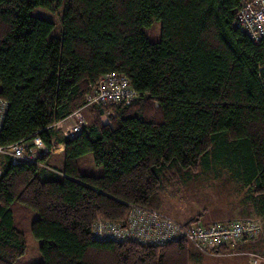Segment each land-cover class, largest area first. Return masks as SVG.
I'll return each mask as SVG.
<instances>
[{"label": "trees", "instance_id": "obj_1", "mask_svg": "<svg viewBox=\"0 0 264 264\" xmlns=\"http://www.w3.org/2000/svg\"><path fill=\"white\" fill-rule=\"evenodd\" d=\"M248 1L0 0V146L35 134L63 146L34 163L0 152V264H26L28 233L41 242L33 264H194L230 249L98 240L92 229L132 205L156 210L178 168L202 161L238 165L235 183L264 202V40L237 24ZM56 7L58 26L40 12ZM111 72L141 97L83 108ZM81 108L87 124L70 136L61 123Z\"/></svg>", "mask_w": 264, "mask_h": 264}, {"label": "built area", "instance_id": "obj_2", "mask_svg": "<svg viewBox=\"0 0 264 264\" xmlns=\"http://www.w3.org/2000/svg\"><path fill=\"white\" fill-rule=\"evenodd\" d=\"M237 24L246 29L255 41L264 40V0L244 2L238 16ZM141 93L134 89L128 76L124 73L111 72L101 76L97 84L86 95L85 107L97 106L107 111L111 105L126 104L138 100ZM7 102L0 99V130L4 121ZM83 108L67 118V133L75 136L87 124ZM107 114V113H106ZM73 120H70V119ZM62 145L49 148L40 135L32 139L21 140L3 148L0 152L11 154L12 162L34 163L50 152H56ZM258 227L249 221L237 220L229 224L216 222L210 226L192 222L186 226L171 219L157 210L132 205L126 219L109 221L98 218L93 224L92 237L98 240L124 241L133 239L153 244H163L178 238H187L201 252L216 250L222 246H232L243 237H254Z\"/></svg>", "mask_w": 264, "mask_h": 264}, {"label": "rangeland", "instance_id": "obj_3", "mask_svg": "<svg viewBox=\"0 0 264 264\" xmlns=\"http://www.w3.org/2000/svg\"><path fill=\"white\" fill-rule=\"evenodd\" d=\"M40 12L54 19L57 26L61 25L59 24L61 13L59 7L54 8V11L40 9ZM155 23H158V25L153 26L154 34L159 35V26L161 27V25L158 21H155ZM146 32L151 36L149 30H146ZM83 113L86 116L87 109L83 110ZM63 126L66 129L69 124H63ZM212 166L209 168L202 161L198 171L179 167V173L177 171L175 179L159 191L154 201V209L178 223L186 224L194 221L204 226L219 222L218 220L213 221L214 217L220 219L223 212H232L233 206L237 209H243L248 203L247 196L240 195L242 201L237 198L226 200L225 194L228 187L225 179L233 181L232 178H235V174L232 169L240 170L238 165L232 167L225 163L216 162ZM242 171L244 172V169ZM231 189L228 188V190ZM216 191L219 192L218 201ZM220 198H223L225 203H222ZM199 215H202L203 218L199 219ZM257 227L259 228L258 233L254 237H243L232 245L228 251L221 254L202 255L203 259L197 260L194 264H264V230H261L260 225ZM27 241L28 249L22 261L26 264H33L41 259L39 250L41 242L32 233L27 234Z\"/></svg>", "mask_w": 264, "mask_h": 264}, {"label": "crops", "instance_id": "obj_4", "mask_svg": "<svg viewBox=\"0 0 264 264\" xmlns=\"http://www.w3.org/2000/svg\"><path fill=\"white\" fill-rule=\"evenodd\" d=\"M61 124H67V123H61ZM67 132V128H66ZM63 150V146L58 148L55 153H59ZM219 179V177H217ZM233 179V178H232ZM225 183L228 184V187L226 189V200L227 199H232V198H237L242 201L240 198V195H244L245 197L247 196V204L245 207L242 208H235L234 206L232 207L233 211L228 212V213H222L220 219H215L219 217H214L213 221H219V223H231L237 220H243V221H249L255 226H261V230H264V202H263V196L261 194L255 193L254 190H251L250 187H244L241 185L236 184L235 180L229 181L228 179H225ZM209 186V185H208ZM227 186V185H226ZM228 188H232L231 190H228ZM223 192V193H224ZM217 195V201L219 199V192L216 191L215 193ZM222 195V193H221ZM222 203H225L223 198H220ZM212 217V216H211ZM210 217V218H211ZM199 219H202V215L198 216ZM211 221V220H210ZM196 251V250H195ZM228 250H225L226 252ZM199 253V252H198ZM203 254V253H202ZM221 254V253H220ZM204 255H210V254H204Z\"/></svg>", "mask_w": 264, "mask_h": 264}]
</instances>
